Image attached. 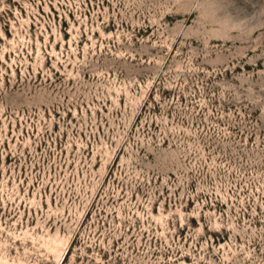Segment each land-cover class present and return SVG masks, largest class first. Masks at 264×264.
I'll return each instance as SVG.
<instances>
[{
  "label": "rangeland",
  "instance_id": "1",
  "mask_svg": "<svg viewBox=\"0 0 264 264\" xmlns=\"http://www.w3.org/2000/svg\"><path fill=\"white\" fill-rule=\"evenodd\" d=\"M0 264H264V0H0Z\"/></svg>",
  "mask_w": 264,
  "mask_h": 264
}]
</instances>
